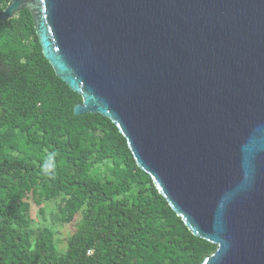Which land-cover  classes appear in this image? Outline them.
I'll use <instances>...</instances> for the list:
<instances>
[{
  "label": "water",
  "instance_id": "water-1",
  "mask_svg": "<svg viewBox=\"0 0 264 264\" xmlns=\"http://www.w3.org/2000/svg\"><path fill=\"white\" fill-rule=\"evenodd\" d=\"M43 56L127 140L203 264H264V0H11Z\"/></svg>",
  "mask_w": 264,
  "mask_h": 264
},
{
  "label": "trees",
  "instance_id": "trees-1",
  "mask_svg": "<svg viewBox=\"0 0 264 264\" xmlns=\"http://www.w3.org/2000/svg\"><path fill=\"white\" fill-rule=\"evenodd\" d=\"M11 0H0V11ZM83 102L43 56L28 10L0 21V264H203L198 238L142 171L109 119ZM55 223L81 216L65 252L33 206L57 201Z\"/></svg>",
  "mask_w": 264,
  "mask_h": 264
},
{
  "label": "rangeland",
  "instance_id": "rangeland-1",
  "mask_svg": "<svg viewBox=\"0 0 264 264\" xmlns=\"http://www.w3.org/2000/svg\"><path fill=\"white\" fill-rule=\"evenodd\" d=\"M59 203L60 200L45 202L43 208L46 211V216L44 217L39 208L33 206L32 210V219H33V228L51 226L55 232V239L58 250L60 252H65L68 246L69 238L75 233L79 219L81 216H78L76 221L69 225H61L54 222L53 215H56L59 212Z\"/></svg>",
  "mask_w": 264,
  "mask_h": 264
}]
</instances>
